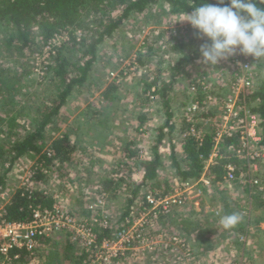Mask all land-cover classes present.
<instances>
[{
  "label": "rangeland",
  "instance_id": "1",
  "mask_svg": "<svg viewBox=\"0 0 264 264\" xmlns=\"http://www.w3.org/2000/svg\"><path fill=\"white\" fill-rule=\"evenodd\" d=\"M88 16L89 21L95 19L93 15ZM183 19L184 17L182 16L171 15L163 4L157 5L143 14L132 16L111 37L103 40L98 46L97 60L92 70L87 73L86 82L74 88L71 95L67 98V103L59 111L56 120H54L52 125L47 126L43 133L44 147L42 152L49 147L54 139L67 135L72 145L75 146L73 160L71 163H65L61 166L55 165V167L47 170V172L43 168L45 171L43 173L44 177L40 183L37 182L34 185L35 189H42L51 195L59 194L57 203L64 210L83 219L86 218V211L89 205H92L98 197L99 182L105 179L107 175H110L117 167V163L124 159L120 144L107 145L116 139V135H119L122 127L126 125L123 124L124 121L128 122V127H130L132 132L130 141L136 147L144 149L140 145L141 142H136L137 140L139 141V134L137 132L139 120L137 118L141 115L143 116L141 113H153V111L149 112L148 109L154 110V104H152L154 102V95L152 94V90L143 92L145 84L156 82L160 79H167L168 77L170 79V76L173 75L170 70L176 68L175 70L177 71L175 65H178V60L182 59L185 54L191 53L192 49L199 48L200 44L204 42L197 37L189 24L181 22ZM80 33L78 38H80ZM3 34L5 33L0 31V117H6L5 114H7V118H14L17 124L15 129L17 135H23L25 132L32 131L36 127L37 121L41 120L44 115L42 107L50 97L52 98L57 95L55 87L49 82V75L47 73V66L52 63L57 51H55L54 55H49L45 52V47L41 45L40 39L35 40L34 45L22 51L8 49L6 48L5 36ZM63 41L67 40L64 39ZM181 45L184 48H181ZM64 53L66 54V51ZM69 59L71 63H74L78 60L82 62L86 57L80 53L73 52L69 55ZM247 59L252 61L255 73L253 85L256 86L257 77H261L264 72V60L255 62L250 57ZM230 60L221 62L214 69H208L199 62V59L183 62L182 66H180V70L183 69L181 79L183 83L189 82L195 79L196 76H199V74L205 72L211 81L210 87L213 91L217 89L215 86L219 85V87H226L228 90V94L226 95L231 96L229 91V81L231 80ZM134 61H136L135 67L133 66ZM138 61H141L142 65ZM74 73L76 74V72ZM223 78L224 80H222ZM111 84L116 85L118 88L115 93L118 100L108 102L103 99L102 95ZM255 86H253L252 90L255 89ZM246 95L248 94H245V97ZM151 96L153 98H150ZM144 97H147L148 100L143 104L141 99ZM213 100H215V97ZM244 107L249 111V108L245 104ZM123 118H126V120H123ZM245 121L246 124L239 123L240 126L245 127L242 131L248 130L247 133H250L251 136L255 135V138L261 141L263 129L261 127L259 131L256 129L259 126L258 124L262 122L261 119L258 117L256 121L257 126L252 125L249 119L244 120V123ZM110 124H113L111 126L119 130L112 132V134L105 133L103 138L100 135L97 136L99 130L101 132L104 131V127ZM140 127L143 130H148L154 127V124L145 122ZM118 137L121 138V136ZM107 140L110 142L106 143ZM120 149L121 151H118ZM166 151L169 152L168 149ZM37 158L38 156L33 159L22 158L14 163L5 181V191L28 184L27 179L33 174L32 169L36 167L35 162ZM246 163V177L240 176V183L243 186L240 185V188H237L239 187L238 185L232 186L229 183L226 186H219V189H230L231 192H241L245 187L248 189L249 178L253 179L255 173H262L263 169L260 170V167H257V170L260 172H255L253 171L255 170L252 167L253 164ZM7 166L8 164L0 165V177ZM128 170L130 171V179H132L131 174L135 175L137 171L132 168ZM127 175V170L120 169L119 178ZM176 185L177 183H174L173 187ZM235 187L236 190L234 189ZM191 191L201 193L199 189H191ZM186 193H188V189ZM122 194L128 196L125 193L124 186L122 187ZM0 199V212H2L8 200L4 193L0 194ZM120 199L113 200L108 211L110 224L113 228L125 225L124 222L117 224L119 221L118 217H120L117 207L124 203L123 199ZM71 202H75L76 207H81L78 212L70 208ZM234 205H232L233 208H238V206ZM183 207L189 208L190 206L186 203ZM202 208L203 206L199 205L196 209L188 210L200 216V214L202 215ZM238 214L240 215L239 211ZM199 219L202 220L203 218L200 216ZM259 225L264 229V222L259 223ZM158 230L156 224L155 228L151 231L155 232ZM57 236L59 237H55L54 240L49 242L50 245L48 246H46L45 242L41 243L42 245L31 259L30 264H51V261L54 259L50 256L49 252H56L62 248L63 242L61 243V239L70 242V245H72V254H70H74L75 256L74 260L63 259L61 264L88 263L87 261L91 253L86 260H83L81 263L77 262L80 254L85 249L81 242L74 241L73 236ZM182 252L185 253L184 248L175 250V252L173 251V254L167 248H162L160 251L155 252L137 251V255L135 256L127 252L124 257L112 261L126 259L127 256L137 261V259L148 255L150 260L155 261L157 264H168L169 259L172 264H177L174 261V256ZM260 255L262 256L258 261L261 260V262L257 261L253 264H264V253ZM191 258L188 257L186 259L189 260ZM245 259L244 263H235L229 260L223 262L221 260L213 263L208 261L204 262V264H252L250 262L252 260L251 257H245ZM111 262L108 264L113 263ZM185 264H191V262L187 263L186 261Z\"/></svg>",
  "mask_w": 264,
  "mask_h": 264
},
{
  "label": "trees",
  "instance_id": "2",
  "mask_svg": "<svg viewBox=\"0 0 264 264\" xmlns=\"http://www.w3.org/2000/svg\"><path fill=\"white\" fill-rule=\"evenodd\" d=\"M200 2L201 0H0V31L5 33L3 35L5 36L6 48L22 51L34 45L37 39H40L41 45L46 47L47 43L56 35L66 34L68 37L65 44L56 49L57 53L52 63L47 66L49 82L55 87L57 95L50 97L42 107L44 115L41 120L37 121L36 127L23 135H17L15 119L7 118V114H5L6 117H0V138H2L0 142V165L8 164L0 177V194L4 193L8 200L2 209V219L6 222L28 223L31 221L32 207L50 208L53 205L52 195L49 193L47 195L44 194L45 192L42 189H35L34 185L37 182L40 183L44 177L43 168L49 170L55 165L61 166L65 163H71L75 146L72 145L67 135H63L54 139L49 147L42 152L44 147L43 133L45 128L52 125L54 120H56L59 111L67 103V98L71 95L74 88L86 82L87 73L92 70L97 60L98 46L103 40L111 37L132 16L143 14L157 5L163 4L173 16H183L184 12H190ZM204 2L214 3L215 0H204ZM256 2L264 6V0H256ZM88 15H93L95 19L89 21ZM76 32H81L80 38L74 35ZM65 51L66 54L64 53ZM73 52L84 55L86 59L82 62L78 60L71 63L69 55ZM198 57V49L192 56L184 55L182 59L178 60V65H175L177 71L180 72V66L183 62H189V60L191 61ZM138 62L142 65L141 61ZM257 78L255 89L246 95L242 103L249 108L251 114H255L261 119L260 125L263 133L259 146L264 147V72L261 77L258 76ZM156 82L145 84L143 92H149L151 88H154L155 92L152 94L160 96L156 89L158 85ZM192 83L197 85L195 79ZM162 88V92L171 89L170 87H165V85ZM117 90L116 85H109L103 92V99L108 102L117 101L118 98L115 94ZM209 95L214 97V92L210 91ZM194 98L198 108L192 112L193 118L195 116L193 125L198 127L196 126V115L203 120H211L212 118H210L211 115L207 111L203 110L201 112L205 101V93L199 87H196ZM147 100V97H144L141 102L144 104ZM166 105L167 101L164 103V108ZM185 123H187V128L183 131L182 140L180 141L182 146L181 154L185 160V165L183 166L178 162L174 163V169L182 181L195 180L200 176L201 172H203L201 160L207 158L212 146H214L213 133L201 134V141H199L189 132L192 124L188 123L186 119ZM173 127L174 124L168 121L162 128L169 129V132H171L175 131ZM238 139L239 132L223 136L219 143V151H221V147L228 148L232 146L233 149H236L238 147ZM157 145L152 147L153 151L150 152V157L146 156V151L143 148L136 147L134 143L126 145L122 153L124 159L117 163V167L107 178L99 182L97 196L102 193L105 194L107 203L111 204L113 200L120 196L123 186L125 191H127V187L128 189L130 188L128 182L131 176L128 169L143 170L141 181L132 188L133 190L128 196L124 197V203L121 204L122 208L120 207L121 211L124 209L123 214L120 216L121 220L128 222L127 224L137 214L132 209V206L136 207L139 203L140 208H143L146 205L143 193L150 192L167 195L181 184L178 183L175 187L167 183H163V185L153 184V180L157 178V168L160 162V156L155 151ZM48 150L51 152L48 153ZM37 156L36 167L32 169L33 174L29 189L27 190L23 186L5 191V181L14 163L22 158L33 159ZM228 164L236 166L237 161L233 159V156L226 154V158L218 160L217 165L206 171V176H210L215 182L222 181ZM246 167L244 165L245 170L242 171L243 174L240 176H245ZM120 169L127 170L128 175L119 178ZM239 173L238 170L234 172L236 180ZM131 175L134 176V174ZM107 209L109 211V206ZM86 216H89V214ZM109 232V228H101L98 239L108 237ZM65 246L62 248V252L61 249L52 252L53 255L51 257L54 260L51 261V264H61L63 259L71 260L75 257L74 254L71 255L72 245L66 241ZM18 253L19 258L11 264H30L33 256L25 252ZM89 254L90 250L84 249L77 262L81 263L86 260ZM89 257L91 258L92 256ZM90 258L87 262H89Z\"/></svg>",
  "mask_w": 264,
  "mask_h": 264
},
{
  "label": "crops",
  "instance_id": "3",
  "mask_svg": "<svg viewBox=\"0 0 264 264\" xmlns=\"http://www.w3.org/2000/svg\"><path fill=\"white\" fill-rule=\"evenodd\" d=\"M181 48H184V46L181 45ZM197 49H192V52H188L189 54H187V56H192L193 54H195V51ZM197 59H199V57ZM170 71L173 73V75L170 76V79L168 77L167 79H160L156 82L159 84L157 85L156 89L160 96L153 94L154 102L152 104H154V110L148 109L149 112L153 111V113H141L143 114V116L141 115L137 118V120H139L137 131L139 134V141L137 140L136 142H141L140 145L144 147L147 157L151 156L150 152L153 151L152 147L158 144L155 151L160 156V162L157 168V178L153 180V184L158 183V185H163V183H167L168 185L173 186L174 183H177V185L178 183H181L179 187H182L184 184H188L189 188L187 194L189 196L187 195L188 199L186 203H188L190 207L184 208L183 206L186 205L185 203L183 206L174 207L169 214L165 216L161 215L157 222V228L159 230L155 231L154 233L160 231V233H165L168 235L180 234L178 237L184 240V243L189 249V257H193L189 260L186 259L187 263L191 262V264H204V262L206 263L208 261H210V263H213L221 260H223V262L229 260L235 263H244V261L246 260L245 257H251L252 260H250V262L253 264L261 258L262 255L260 254L264 253V229L261 225H259V223L264 222V159L259 160L256 163H252V167L253 169H255L253 171L260 172L257 170V167H260V170L263 169L262 173H255V176L253 177L260 180L262 184L261 190L255 186L250 185L248 186V189L245 187V189H243V191L241 192L235 191L236 187L234 188L235 190L233 189V191L235 192H231L228 188V190L219 189V186H226L229 185V183L232 186L238 185L239 187L237 188H240L241 185V177L239 176L243 174L242 171L245 170L244 165L246 163V159L238 157L235 152L236 150L233 149L232 146L228 148L221 147V151H219V156L217 158L212 157L214 147L212 146L210 153L207 155V158L201 160L203 172H201L200 176L195 180L182 181L178 176L176 170L174 169V163L178 162L183 166L185 165V160L183 159V156L181 154L182 146L180 144V141L182 140L183 131L187 128V123H185V119L188 116L187 109L191 108L193 106V103H195V96L189 93L187 88L188 82L183 83L181 79L183 69H181L180 72L176 71L175 69H171ZM204 75H206L205 72L199 74V76ZM199 76H196L195 79H197ZM163 84L165 85V87H170L171 89L167 90L166 92H162L161 88L164 86ZM215 87L217 88L215 91H213L215 100L211 102V104L203 102V109H201V112L203 110L207 111L208 114L211 115L210 118L212 119L203 120L197 117L198 115H196V126H198L196 128L200 129L203 133L200 130L199 131L204 135L213 133L214 130L212 125L218 119L221 102L227 96L226 94H228V90L226 87H219V85H216ZM151 90L152 93L155 92L154 88H151ZM244 99L245 97L242 100ZM165 101H167V105L164 108ZM123 120H126V118H123ZM168 121H170L171 124H174L173 128L175 131L169 132V129L166 130L165 128H162L163 125H166ZM145 122H151L152 125L154 124V127H151L148 130L141 129L140 126ZM123 124H126L127 126L125 125L124 127H122L119 135H116V139L112 140L111 142L109 140L106 141V143L110 142L107 145H113L114 143L120 144L122 151L124 150L126 145L133 144V142L130 141L132 132L130 130V127H128V122L124 121ZM260 124L258 128H256L258 129V131L261 127ZM111 125L113 124L105 126L104 131L102 132L99 130L97 136L100 135V137L103 138V135L105 133L112 134V132L119 130L114 126L112 127ZM118 136H121V138ZM237 142L239 143V139L237 140ZM121 149L118 151H121ZM167 149L169 150V152L166 151ZM226 154H229L233 156V159H236L237 165H230L235 167V171L238 170L240 173L236 181L234 180L233 182H229L222 179V181L215 182L212 180V178H210V176H206V171L217 165L218 160L226 158ZM247 163L249 164V162ZM108 176L109 175H107L106 178ZM142 176L143 170H137L136 174L132 176V179H130V181L128 182L130 188L128 189L127 187V191H125L126 194H130V192L133 190L132 188H134L135 185L141 181ZM205 181H207L209 185H206ZM191 189H199L201 193H197V191L193 192L191 191ZM124 195L125 194H122L121 191L120 196L117 198H121L120 200L123 199L124 201V197H126V195ZM70 205V208L74 209L76 212H78V210H80L79 208H81L76 207L75 202H71ZM199 205L203 206L201 211L202 215L200 214V216L203 218L202 220L199 219L200 216L198 214L191 212V210L196 209L197 207H199ZM232 205L238 206V208H233ZM108 206H111L110 203H107L106 207L108 208ZM120 207L122 208V205L117 207L118 212L120 213L119 216L123 214L124 210L123 209L121 211ZM135 208L136 207L132 206L133 210ZM238 211L240 212L241 216L240 222L231 230L224 229L220 224L221 217L232 213L238 214ZM246 211H248V213H246ZM118 218L119 221L117 222V224L123 222L124 224L128 223L124 220H121V217ZM66 241L68 240L63 241V239H61V243H63L62 246L61 244L60 246L62 248L65 247ZM42 242H45L46 246H48L50 245L49 242L51 241ZM162 248H167L169 251L172 246L169 247L168 245H162ZM49 254L50 256L53 255L52 252H49ZM159 260L163 262L161 258H159ZM259 261L261 262V260ZM112 262V264H157L155 263V261L150 260V257L148 255L137 259V261L127 256L126 259L116 260ZM168 264H172L170 259Z\"/></svg>",
  "mask_w": 264,
  "mask_h": 264
},
{
  "label": "built area",
  "instance_id": "4",
  "mask_svg": "<svg viewBox=\"0 0 264 264\" xmlns=\"http://www.w3.org/2000/svg\"><path fill=\"white\" fill-rule=\"evenodd\" d=\"M74 35L79 36V32ZM68 39L66 34L54 36L46 45L45 52L49 55L55 54L57 48L65 44ZM133 66H136L134 61ZM231 80L229 81V91L231 96L225 97L221 102L218 119L213 123V152L212 157L219 156V143L223 136L231 135L233 132H239V143L235 149L238 157L246 159L250 164L264 159V147H260V139L255 138V135H250L244 130V120L249 119L252 125L257 126V115H251L242 103L245 94H248L253 89L254 84V67L251 60L243 56H235L231 58ZM44 69V68H43ZM42 69V70H43ZM194 79L188 82V91L195 96L196 87H199L205 93L206 103H211L214 97L209 95L213 91L210 87L211 81L208 76H199L195 85ZM224 80V78L222 79ZM150 98H153L151 96ZM197 105L193 103L191 108L187 109L188 116L186 121L192 125L189 132L196 139L201 141V132L193 125V111L197 110ZM243 118V119H242ZM259 125V124H258ZM51 152L50 150L47 151ZM210 163V162H209ZM45 172L44 169L42 170ZM47 172V170H46ZM235 168L231 165L226 166L225 181L233 182L236 180L234 175ZM31 176L27 179L24 187L28 190L30 187ZM245 181V180H243ZM206 185H209L205 181ZM250 186H255L262 189V184L259 179L253 178L248 181ZM188 184L182 187L174 188L167 195H159L157 193L146 192L144 200L146 205L140 208L139 203L136 205L135 217L129 224L120 225L113 228L109 220V212L106 207L107 198L105 194H101L96 198V201L89 205L88 214L85 219L74 215L73 213L64 210L57 203L59 194H53V205L50 208L40 206L32 207L31 221L28 223L21 222H6L2 219L0 212V264H11L19 258L18 252L28 253L34 256L41 246L42 241H52L57 235L73 236L74 241H79L85 249L90 250L91 258L87 264H108L114 259L122 258L127 252L132 256L137 255V251L155 252L162 249V245H168L171 253L179 250H185V253L175 254L174 261L177 264H185L186 258L190 256L184 240L180 239L176 234H155L151 230L155 228L159 217L170 213L174 207H180L187 201ZM44 194H48L44 191ZM101 228H109L108 237L98 239V234ZM14 252V253H13Z\"/></svg>",
  "mask_w": 264,
  "mask_h": 264
},
{
  "label": "clouds",
  "instance_id": "5",
  "mask_svg": "<svg viewBox=\"0 0 264 264\" xmlns=\"http://www.w3.org/2000/svg\"><path fill=\"white\" fill-rule=\"evenodd\" d=\"M183 16L181 22L204 41L198 48L199 62L208 69L237 55L264 60V6L256 0H201ZM240 220L239 214L232 213L221 217L220 224L231 230Z\"/></svg>",
  "mask_w": 264,
  "mask_h": 264
}]
</instances>
